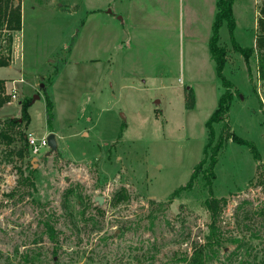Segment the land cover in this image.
Wrapping results in <instances>:
<instances>
[{
	"label": "rangeland",
	"instance_id": "374dc122",
	"mask_svg": "<svg viewBox=\"0 0 264 264\" xmlns=\"http://www.w3.org/2000/svg\"><path fill=\"white\" fill-rule=\"evenodd\" d=\"M252 1L234 12V38L242 47H251L255 37L261 0ZM80 2L15 1L22 24L12 32L11 65L0 67V79L8 82L0 120L19 118L20 102L29 99L26 135L39 140L53 133L57 150L15 155L7 163L0 143V264H184L180 260L202 242L210 222L201 172L191 191L166 201L203 158L205 122L223 92L214 62L199 54L192 63L181 54L183 64L161 66L159 54L148 56L129 43V57L141 65L125 66L119 49L109 57L92 43V21L82 30ZM96 35L106 40L102 31ZM219 42L228 49L223 74L235 96L225 121L214 125L216 136L227 124L254 144L261 160L255 162L246 146L223 144L211 189L226 200L218 220L225 241L210 264H258L264 255V215L258 214L264 192L257 184L264 175L257 168L264 164V80L255 55L245 62L231 50L225 24ZM205 54L209 58L208 49ZM190 88L195 106L186 109ZM44 89L53 103L51 132ZM121 189L129 200L113 206ZM44 223L53 228V240ZM235 236L242 241L239 250L227 241Z\"/></svg>",
	"mask_w": 264,
	"mask_h": 264
},
{
	"label": "trees",
	"instance_id": "16d2710c",
	"mask_svg": "<svg viewBox=\"0 0 264 264\" xmlns=\"http://www.w3.org/2000/svg\"><path fill=\"white\" fill-rule=\"evenodd\" d=\"M15 1L16 0H0V67H7L11 64L10 55L13 41L12 32L21 30V7L20 4L15 3ZM233 2L234 0H217L216 14L212 23L211 36L208 40L210 58L214 62L215 74L223 88V92L220 94L217 100V106L215 110L205 122L207 141L203 148V158L194 167L193 172L186 184L174 190L166 201V203L170 204L181 193L191 191L194 187L198 173L201 172L202 179L204 180V187L208 192V196L203 200L202 204L206 212L209 214L210 222L207 224L206 231L202 235V242H196L192 246L190 254L180 260L181 263L184 264H210L219 258L220 250H224L223 243L225 240L223 238V232L218 226V220L222 209L226 205V200L224 198L214 197L213 191L211 189L213 180L215 179L214 168L218 161V155L223 147L224 142L231 140L235 144L246 146L250 150L255 162H259L261 160L254 144L237 137L233 132L230 131L227 124L223 125L218 136H216L214 130L215 124L225 121L235 96V93L232 90V83L226 79L223 74L228 49L225 45H220L219 31L224 24L228 29L231 50L241 55L245 62H248L249 58L255 55L258 62V75L262 80H264V0H261V6L259 8V17L256 24L258 32H256L255 35V44L251 47H242L234 38L233 32L236 24L232 12ZM2 52L5 54L2 55ZM54 73H56V71ZM51 80V78H47L45 80L47 85L51 86ZM3 85L4 81L0 80V108H2L8 102V97L3 93ZM43 93L45 95L47 126L49 130L52 131L51 124L53 120V103L45 92V89L43 90ZM186 93V109H193L195 106L193 90L190 88ZM30 103L31 101L29 99H23L20 102L19 118H7L5 120H0V143L3 144L7 150L6 155L1 160L2 162L9 163L13 156L16 155L20 158H23L26 155L28 156L30 152L28 142L26 141V132L24 130L30 122V115L28 113ZM124 127L125 125L122 124L120 130H123ZM17 141H20V146H17ZM16 148L18 149L16 150ZM203 166H205L204 169ZM257 168H263L262 172L264 174V164H258ZM263 176L264 175L259 177L257 184L262 187L264 192V182L262 179ZM32 180L33 179H30L28 176L25 177L26 183H29L30 185H33ZM68 192L70 193L72 190H69ZM66 197L67 195H65V200ZM128 200L129 195L127 194L126 190L121 189L115 194L112 204L114 206ZM149 203H152V201ZM162 205L164 208H166L164 204ZM258 214L264 215V209H259ZM245 219H249L247 218V215H245ZM43 225L45 227L44 233L53 240L55 233L53 228L49 224L44 223ZM227 241L229 243L236 244L238 250L242 246V241L236 236L230 238ZM240 264L244 263L241 262ZM258 264H264V255L261 257Z\"/></svg>",
	"mask_w": 264,
	"mask_h": 264
},
{
	"label": "crops",
	"instance_id": "0c3cea01",
	"mask_svg": "<svg viewBox=\"0 0 264 264\" xmlns=\"http://www.w3.org/2000/svg\"><path fill=\"white\" fill-rule=\"evenodd\" d=\"M244 1L234 0L232 5L234 19L235 8L239 10L243 8ZM216 2L217 0H81L80 9L86 13L81 28L85 29L92 21L94 27L92 43H95L98 50L105 49L109 57L115 55L116 49H119L117 56L125 66L141 65L139 59L129 57L131 52L127 47L129 43L146 49L148 56L159 54L157 65L161 66L183 64L185 57H179L181 54H186L187 60L192 63L193 60H198L197 57L194 59V56L199 54L203 55L205 62L206 59L210 62L212 61L210 55L206 58L205 51L208 49V40L216 14ZM252 4H255L254 0ZM236 27L237 24L235 29ZM97 30L102 31L106 40H99ZM254 31L256 35V24ZM253 38L251 46L254 45L255 37ZM184 39L186 45L183 43ZM13 44L12 41V46ZM151 62L154 60L151 59ZM0 80L8 83L6 79ZM19 82L23 80L20 79Z\"/></svg>",
	"mask_w": 264,
	"mask_h": 264
},
{
	"label": "built area",
	"instance_id": "2783aa9c",
	"mask_svg": "<svg viewBox=\"0 0 264 264\" xmlns=\"http://www.w3.org/2000/svg\"><path fill=\"white\" fill-rule=\"evenodd\" d=\"M9 93L12 99L15 98L16 97L15 87H12ZM26 141L28 142L30 153L34 156L41 153L44 149H48L47 137H42L38 140L28 133V135H26Z\"/></svg>",
	"mask_w": 264,
	"mask_h": 264
},
{
	"label": "water",
	"instance_id": "95a60500",
	"mask_svg": "<svg viewBox=\"0 0 264 264\" xmlns=\"http://www.w3.org/2000/svg\"><path fill=\"white\" fill-rule=\"evenodd\" d=\"M40 87H43V84H40ZM37 97L38 95H35L33 98H37ZM47 144H48L49 153H53L54 151L57 150V142H56L55 135L53 133H50L47 136ZM95 200L98 201V204H102L101 197H97Z\"/></svg>",
	"mask_w": 264,
	"mask_h": 264
}]
</instances>
